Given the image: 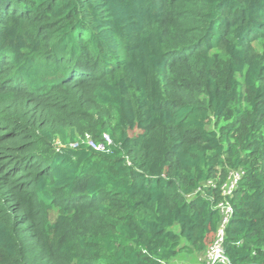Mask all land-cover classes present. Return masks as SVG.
Wrapping results in <instances>:
<instances>
[{"label": "trees", "instance_id": "obj_1", "mask_svg": "<svg viewBox=\"0 0 264 264\" xmlns=\"http://www.w3.org/2000/svg\"><path fill=\"white\" fill-rule=\"evenodd\" d=\"M222 201L264 264V0H0V264H206Z\"/></svg>", "mask_w": 264, "mask_h": 264}, {"label": "built area", "instance_id": "obj_2", "mask_svg": "<svg viewBox=\"0 0 264 264\" xmlns=\"http://www.w3.org/2000/svg\"><path fill=\"white\" fill-rule=\"evenodd\" d=\"M238 180L239 173L230 174L227 181L221 186V196H229ZM216 209L220 213V222L217 226L213 242L205 251L204 258L206 264L225 263L222 245L225 239L226 225L231 215V207L227 202L222 201L217 205Z\"/></svg>", "mask_w": 264, "mask_h": 264}, {"label": "rangeland", "instance_id": "obj_3", "mask_svg": "<svg viewBox=\"0 0 264 264\" xmlns=\"http://www.w3.org/2000/svg\"><path fill=\"white\" fill-rule=\"evenodd\" d=\"M187 255L188 254H185V253L181 254L178 258H181L183 260L182 261L179 260V261L182 262V264H194L195 258L192 255H188V256ZM169 264H173V263H169Z\"/></svg>", "mask_w": 264, "mask_h": 264}, {"label": "crops", "instance_id": "obj_4", "mask_svg": "<svg viewBox=\"0 0 264 264\" xmlns=\"http://www.w3.org/2000/svg\"><path fill=\"white\" fill-rule=\"evenodd\" d=\"M188 256V255H187ZM192 256L195 258V261H194V264H199L198 263V260H199V257H197L195 254H192ZM182 258H184V257H182ZM182 261L183 259H181V258H176V259H174L172 262H170V263H173V264H182V262H180V261ZM178 261V262H177ZM180 262V263H179Z\"/></svg>", "mask_w": 264, "mask_h": 264}, {"label": "clouds", "instance_id": "obj_5", "mask_svg": "<svg viewBox=\"0 0 264 264\" xmlns=\"http://www.w3.org/2000/svg\"><path fill=\"white\" fill-rule=\"evenodd\" d=\"M216 182H217V180L213 183V184H210V185H208V186H211V187H215V184H216ZM220 189H221V187H220ZM220 196H221V191H220ZM222 197V196H221ZM219 204V203H218ZM217 207V206H216ZM216 207H215V209H216ZM216 232V231H215ZM205 255V254H204Z\"/></svg>", "mask_w": 264, "mask_h": 264}]
</instances>
